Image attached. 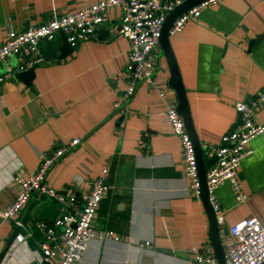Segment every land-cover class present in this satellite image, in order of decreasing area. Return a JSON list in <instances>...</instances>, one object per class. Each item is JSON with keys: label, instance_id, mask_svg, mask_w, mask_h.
Wrapping results in <instances>:
<instances>
[{"label": "crops", "instance_id": "crops-1", "mask_svg": "<svg viewBox=\"0 0 264 264\" xmlns=\"http://www.w3.org/2000/svg\"><path fill=\"white\" fill-rule=\"evenodd\" d=\"M101 0H0V44L9 32H20L58 16L89 8ZM122 10L107 12L95 40H87L59 59L61 35L41 42L43 63L27 81L16 73L3 83L0 100V212L15 198V176L36 170L39 156L73 139L80 145L48 172L46 184L63 194H87L103 169L109 191L94 228L112 232L119 241H92L79 264H192L191 249L211 244L209 222L200 200L189 192L179 139L166 118L167 104L177 106L169 87L170 72L161 45L153 52L154 79L165 91L160 98L147 83L138 85L127 114L114 109L127 86L125 67L129 41L120 36ZM178 18V17H177ZM176 18V19H177ZM185 93L200 148L217 147L237 121L234 106L256 97L264 88V0H221L201 11L196 20L167 38ZM51 56V57H49ZM28 60V59H27ZM25 58L14 56L19 68ZM29 68H25V72ZM6 65H0V75ZM264 123V104L255 112ZM237 177L247 200L237 204L228 184L215 192L224 222L218 226L222 250L231 242L229 228L250 218L264 225V135L250 144ZM203 163L207 160L203 156ZM59 205L32 195L20 218H39L42 208ZM10 220H0V264H47L32 237ZM149 242L148 248L138 245ZM212 246V244H211Z\"/></svg>", "mask_w": 264, "mask_h": 264}, {"label": "built area", "instance_id": "built-area-1", "mask_svg": "<svg viewBox=\"0 0 264 264\" xmlns=\"http://www.w3.org/2000/svg\"><path fill=\"white\" fill-rule=\"evenodd\" d=\"M186 0H101L95 5L72 14L58 16L44 24L27 28L20 32H9L6 41L0 44V65H6V72L0 75V100L5 80L25 68L43 63L40 44L43 39L53 41L62 34L72 48L87 40H95L97 31L107 23L108 10L120 7L122 10L119 35L129 41L125 76L127 86L114 104L127 114L129 101L134 96L139 84L147 83L160 98L165 91L154 79L157 63L153 52L159 45L162 28L167 17ZM221 0H205L180 15L168 29L172 37L183 30L185 24L196 20L201 11ZM28 59V63L13 68L9 65L11 57ZM264 104V88L253 99L235 104L237 121L233 128L221 137L217 147L204 146L202 156L207 160L205 180L207 200L215 215L218 226L224 222L223 213L218 205L215 192L223 184H228L237 204L247 200L237 177L240 163L253 153L251 142L264 135V123L257 121L256 110ZM166 118L172 134L181 145L184 174L189 181V192L200 200V179L195 148L189 137L183 120L176 110V105L167 104ZM80 145V140L73 139L58 145L48 154L39 156L34 172L26 176H15L13 183L17 187L15 198L9 208L0 212V220H10L15 229L22 231L15 235V241L23 244L32 237V231L41 233L43 240L38 244L42 259L47 264H79L92 241H119L112 232L98 231L94 221L99 206L109 191L108 170H102L87 194H63L56 192L46 184L49 170L66 154ZM32 195L42 196L55 201L60 212L51 222L36 220L24 223L20 218ZM231 242L223 249L224 264H264V225L256 218H250L229 228ZM149 242L139 244V248H148ZM189 254L192 264H219L214 248L208 244L202 251L191 249Z\"/></svg>", "mask_w": 264, "mask_h": 264}, {"label": "water", "instance_id": "water-1", "mask_svg": "<svg viewBox=\"0 0 264 264\" xmlns=\"http://www.w3.org/2000/svg\"><path fill=\"white\" fill-rule=\"evenodd\" d=\"M203 1L205 0H186L185 2H183L181 6L176 8L168 16L162 28V34L159 40V45H161L163 48V53H164V56L166 58V61L169 67V72H170L169 87L175 92L176 97H177L176 110L178 114L181 116L185 129L189 137L191 138L194 148H195L197 164H198V171H199V179H200V201L203 205V208L208 218L211 244H212V247L214 248L218 263L224 264L223 250H222V246H221V243L219 240V234H218V225L216 223L215 215L207 200L205 167L203 163V156H202L201 148L199 146L198 140L193 130L191 117H190L189 109L187 106V101L185 98V93L183 91V87L181 85L178 70L175 65L173 56L171 54V51L168 47V42H167L168 29L170 28L172 23L176 20V18L182 15L183 13L187 12L191 8L195 7L196 5L200 4ZM60 35H61V44L57 49L59 52L58 58L65 59L73 52V48L67 42L66 37L62 34ZM43 42L47 43V48H48L47 52H49V54L52 53L53 55L54 53L53 49L49 45L48 41L46 39H43ZM25 61L26 62L28 61L27 58H25ZM35 69H36V66H33L29 68L28 70H26L25 72H21L18 76L29 81L33 78ZM56 217H57V210L52 206H46L42 208L39 214V218L44 219V220H54Z\"/></svg>", "mask_w": 264, "mask_h": 264}]
</instances>
